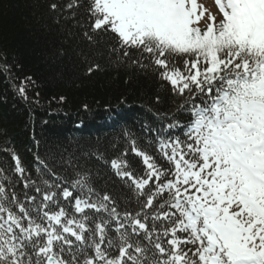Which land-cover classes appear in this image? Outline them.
Instances as JSON below:
<instances>
[{"label": "snow or ice", "instance_id": "obj_1", "mask_svg": "<svg viewBox=\"0 0 264 264\" xmlns=\"http://www.w3.org/2000/svg\"><path fill=\"white\" fill-rule=\"evenodd\" d=\"M215 4L201 28L197 0H51L66 40L152 69L182 103L146 128L158 155L134 148L142 173L111 161L131 211L86 174L29 179L27 204L0 183V264H264V0Z\"/></svg>", "mask_w": 264, "mask_h": 264}, {"label": "trees", "instance_id": "obj_2", "mask_svg": "<svg viewBox=\"0 0 264 264\" xmlns=\"http://www.w3.org/2000/svg\"><path fill=\"white\" fill-rule=\"evenodd\" d=\"M50 2L0 0V165L14 176L11 152L38 177L71 184L86 174L96 191L114 195L131 211L138 207L131 182L111 161H125L133 175L142 173V157L134 148L158 155L146 128L154 132L166 123L164 114L182 100L152 69L118 64L93 55L95 49L84 43L66 40L71 21L57 24ZM89 62L101 67L89 73ZM33 182L38 186L44 180ZM7 191L20 197L35 192L33 186L23 191L17 179Z\"/></svg>", "mask_w": 264, "mask_h": 264}, {"label": "rangeland", "instance_id": "obj_3", "mask_svg": "<svg viewBox=\"0 0 264 264\" xmlns=\"http://www.w3.org/2000/svg\"><path fill=\"white\" fill-rule=\"evenodd\" d=\"M198 5H202L204 9H207L205 12L204 18L200 22V27L204 28L205 24L208 22L209 14H216L217 20H219V14L215 0H197Z\"/></svg>", "mask_w": 264, "mask_h": 264}]
</instances>
